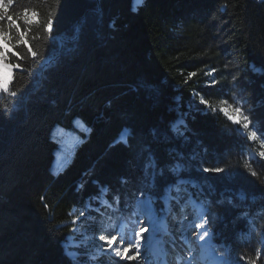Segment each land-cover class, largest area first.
Returning a JSON list of instances; mask_svg holds the SVG:
<instances>
[{"label": "trees", "instance_id": "16d2710c", "mask_svg": "<svg viewBox=\"0 0 264 264\" xmlns=\"http://www.w3.org/2000/svg\"><path fill=\"white\" fill-rule=\"evenodd\" d=\"M25 8L39 13L26 36L39 55L33 61L23 44H8L10 56L25 57L10 62L25 71L9 85L17 97L0 94V264H70L62 242L81 226L100 232L110 209L80 210L101 186L110 202L131 199L145 187L149 154L165 170L154 193L181 162L179 175L200 183L216 215L219 241L237 252L255 243L254 234H238L249 210L264 222V161H249L259 178L251 176L242 159L248 141L200 98L218 109L235 96L264 129V0H13L9 14ZM49 17L54 40L44 30ZM0 27L7 31V21ZM12 36L14 44L15 28ZM178 117L182 136L172 130Z\"/></svg>", "mask_w": 264, "mask_h": 264}, {"label": "snow or ice", "instance_id": "6c2138e0", "mask_svg": "<svg viewBox=\"0 0 264 264\" xmlns=\"http://www.w3.org/2000/svg\"><path fill=\"white\" fill-rule=\"evenodd\" d=\"M137 4H143V0H136ZM13 4V0H0V21H7V31L4 30L3 27H0V94H4L6 96L15 98L17 97V91L10 90L9 85L11 84L12 79H14V72L16 69H20L21 72L25 71L23 66L20 63H11V57H16L17 60H23L25 57L22 56L17 51H12L11 56L9 52L5 50L4 45L10 44L12 48L19 47L23 44L27 48V53L30 55L33 61H36L39 53L31 47L26 39L27 34L31 31V25L35 23H39L38 20L34 18L39 15L38 12L34 10H29L25 8L23 10L22 17H14L9 14V9ZM27 25L28 27L21 30L20 23L21 21ZM52 24L53 21L51 17L44 24V30L48 34L49 40H54L52 37ZM15 28L16 38L15 43L13 44V36L12 29ZM53 57L49 56L44 62L40 65V70L42 71L46 66L51 65L53 63ZM5 70L9 74V79H5ZM30 76H35L31 70H27ZM215 71V70H212ZM211 74V73H207ZM196 73H189L187 79H191L195 76ZM235 80V77H233ZM187 82V80H186ZM213 86L217 83L216 80H212L210 82ZM194 95H198V93H194ZM200 103L204 104L207 108H210L213 112L219 110L222 114H224L228 120H230L233 124L239 125V128L235 129L237 132H241L242 135H246L247 139L250 141L260 140L261 147L264 148V140H261V136H264V129L258 127L259 122H254L250 110H246L244 105L233 96V103H229L227 99H221L220 104L225 105L224 107H220L219 109L213 107L209 101L205 100L203 96L200 98ZM193 105H190L192 107ZM3 111L5 113L11 112L13 109L9 107L8 104H4L2 106ZM199 110V109H198ZM75 124L82 128L85 131L88 129L84 128V125L81 121H75ZM181 126L186 129V124L183 119L178 120L172 126V130L178 135H183V132L180 131ZM243 130V131H241ZM258 132L260 135H258ZM62 134L60 130H58L57 135ZM120 142L127 144L128 137L127 133L121 136ZM262 159H264V150L256 153ZM244 168L248 171V173L253 177H258L259 174L256 170L253 169L252 164L249 162V159L246 158L244 162ZM168 171L177 177V179L167 185V187L163 190V194L158 197L159 201L162 202L163 207L160 208L159 214L157 213L154 205L157 202V198L154 197L153 190L156 188V180L157 177H163L165 170L161 168L155 158L149 154L145 165V187L140 190L139 196L135 199V204L131 206V211L127 217L125 216H117L116 220H113L111 216L108 217L109 223L106 227H103V231L101 234L96 237L94 235L89 234V232L81 226L80 228H74L72 231L77 233V235L66 238V241L63 245L64 247V255L67 257L70 264H98L100 258L104 255L109 254L108 250H111L115 256H119L121 259H126L129 261L137 260L142 261L145 257L141 256V247L142 240L145 239L143 234L145 232H149L147 242L143 244V247L147 251L149 247L152 245V240L154 236L158 234H162L164 236L169 235L168 231V216L173 213V204L179 205L181 200L184 199V195H187V199L184 200L183 205L181 206V211H184L185 208H190L193 221L197 218L199 219L198 223L188 222V227H195L196 229H203V231L198 235L197 241L198 247L201 249L199 254H196V249L193 247L192 241L186 238V235L182 237L185 245L187 246V259H184L179 254L176 255V264H237V262L230 260V253H226L224 251L219 252L217 255L215 250L212 249L211 241L214 238V233L211 231L208 225L207 212L205 209V205L202 201L198 200V197L203 194V190L201 189L195 195L197 199L193 198V193L190 189H196L197 185L194 184L190 180H185L179 178V174L182 171V165L180 163H176L171 166ZM204 172H214L220 173L225 171L224 168H204ZM54 174H59L56 172ZM96 183V182H94ZM80 188L83 185H79ZM109 194V188L106 186H101L99 189V195L90 198L89 203L80 211V215L84 216L86 211L94 210L99 211V208L92 209V202L99 201L100 206L110 209L114 213L120 212V197L118 195L113 197L112 202L107 199ZM43 199V197H42ZM241 200L244 199L243 196L240 197ZM47 207V205H46ZM129 204L125 201V208H129ZM73 212H70L69 215H73ZM103 215V213H102ZM243 216H247V213H244ZM88 220H93L94 217L89 215L87 217ZM117 220L119 223L117 224ZM187 218L185 217L184 221H181V227L183 228L185 221ZM146 221V225L144 227H139L141 224H144ZM75 219L73 223H75ZM251 225V221H249ZM83 224V222H82ZM138 228V230H137ZM116 230L115 235H105L104 232H111ZM104 242L107 245L105 248L103 245H97L95 241ZM119 239V245L115 246L117 240ZM127 242V246H124ZM135 249L134 252L132 250ZM132 252V255L129 253ZM156 264H168V251L163 246V241H157V247L154 252ZM260 250L256 251V258L259 259ZM241 260L248 259L244 256L240 257ZM251 264H255V260L251 261Z\"/></svg>", "mask_w": 264, "mask_h": 264}, {"label": "rangeland", "instance_id": "374dc122", "mask_svg": "<svg viewBox=\"0 0 264 264\" xmlns=\"http://www.w3.org/2000/svg\"><path fill=\"white\" fill-rule=\"evenodd\" d=\"M134 1H136V0H134ZM4 48L6 51H8L10 49L8 44H5ZM5 79L6 80L9 79V74L7 73L6 70H5ZM239 101L243 104V102L241 100H239ZM224 106L225 105L220 104L218 109L220 107H224ZM178 120H180V117L176 118V120L172 123V126ZM234 126L236 128H239V125L234 124ZM241 131H243V130H241ZM239 133L241 134V132H239ZM258 135H260L259 132H258ZM242 136L248 141V144H246V146L244 148L242 159L244 161L246 158H248L249 161L252 159L264 161V159H262L259 155H256V153L260 152L261 150H264V148L261 147L260 140L250 141L247 139L246 135H242ZM261 140H264V136H261ZM53 162L55 164H60L59 155H55L53 157ZM179 163L182 165L181 162H179ZM179 178L185 179V180H190L194 184L197 185L196 189H190V191L193 193V198L197 199L195 194L201 190L200 183L197 181H194L191 178H187V177H184L181 175H179ZM176 179H177V177H175V179L173 181L169 182L168 184L173 183ZM166 187H164V189ZM139 193H140V190L137 192H132L131 199L126 200L130 206L129 208H127V209L125 208V201L124 202L120 201V205H119L120 212L114 213L111 210H109V212L107 213V216L108 217L111 216L113 220H116L117 216L127 217L129 215V212L131 211V206H133L135 204V199H136V197L139 196ZM153 194H154V197L157 198V202L154 205V207L156 208L157 213L159 214V210L161 207H163V204H162V202L159 201L158 197L163 194V191L159 194H156L153 192ZM182 195H184V199L181 200V203L179 205H177L175 203L173 204V213L171 215H169L168 219H167L169 235L164 236L162 234H158V235L154 236V238L152 240L151 247H149L146 251L145 248L143 247V244L147 242L146 238L148 237L149 232H151V229H149V232H145L143 234L145 239L142 240V242H141L142 247H141L140 251H141V256L145 257V259L142 261V264H156L154 252H155V249L157 247V241H163V246L167 249V251L169 253L168 264H176L175 258H176L177 254H179L184 259H187V248H186V245L184 243V240L182 239V237H184L185 235H186V238L188 240L194 242L193 247L196 249V254H197V252H201V251H199V247L197 244V237L203 231V229H196L195 227H192V228L188 227V222L198 223L199 219L197 218L195 221H193V215H192L190 208H185L184 211H181V206L183 205L184 200L187 199L186 194H182ZM239 195L244 196L241 193H239ZM198 200L202 201L204 203L205 209L207 212V219L209 222L207 227H209L211 229V231L215 234L214 238L211 241L212 249H209L210 251L214 249L217 255L219 254V252H222V251H224L226 253H230V257H229L230 260L237 262V264H251V261L253 260L252 254L257 261L263 263V261H261L260 259H261V257H264V222L262 221V223L259 224V219L257 218L259 211L257 210V208H255L252 211L249 210L250 212H247V209L245 210V212H247V216L246 217L244 216V219L246 220L245 227L243 228V229H245V233H241V231H240L238 234V235H241V237L245 241L247 240L249 235L254 234L256 237V241H255V243H254V241L248 242L243 247V250L241 252H237L235 250H230L225 244H223L222 242L219 241V237H218L219 236V234H218L219 230L217 229L216 223H215V219H216L215 213L212 211L208 202L204 199V196L200 195L198 197ZM93 205L95 206V208L101 207L99 202L93 203ZM185 217L187 218V220L185 221L184 226L182 228L181 227V221H184ZM249 221H251V225H250ZM108 223H109L108 219L104 223H102V221H100L99 222V224L101 225L100 232H97L95 234H91V233H89V234L98 237L101 234V232L103 231V227H106L108 225ZM118 223H119V221L117 220V224ZM145 225H146V221L144 224H141L139 227H144ZM137 230H138V228H137ZM104 234L105 235H115L116 230H113L111 232H104ZM74 235H76V233L73 232V233L69 234L67 236V238L74 236ZM77 238H79V237L77 236ZM65 241H66V239L62 242V245H64ZM95 243L97 245H103L105 248L107 247V245L104 244V242L98 241V239L95 241ZM117 245H119V239L117 240L114 247ZM124 246H127V242L125 243ZM257 249L260 250L259 259L256 258ZM134 251H135V249L132 250V252H134ZM108 252H109V254L104 255L100 258L99 261L100 262L102 261V264H141V262L137 261V260L129 261L126 259H121L119 256H115L113 253H111L110 249L108 250ZM132 252H130L129 255H132ZM241 256H244L248 259L241 260L240 259ZM256 260H255V264H259Z\"/></svg>", "mask_w": 264, "mask_h": 264}, {"label": "bare ground", "instance_id": "6f19581e", "mask_svg": "<svg viewBox=\"0 0 264 264\" xmlns=\"http://www.w3.org/2000/svg\"><path fill=\"white\" fill-rule=\"evenodd\" d=\"M198 243H200V242H198V241H197V244H198ZM186 248H187V246H186ZM199 251H201V249H200V248H199ZM197 254H198V252H197Z\"/></svg>", "mask_w": 264, "mask_h": 264}]
</instances>
